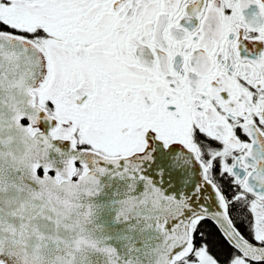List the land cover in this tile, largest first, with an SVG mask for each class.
Listing matches in <instances>:
<instances>
[{
  "label": "snow or ice",
  "instance_id": "obj_1",
  "mask_svg": "<svg viewBox=\"0 0 264 264\" xmlns=\"http://www.w3.org/2000/svg\"><path fill=\"white\" fill-rule=\"evenodd\" d=\"M0 264H264V0H0Z\"/></svg>",
  "mask_w": 264,
  "mask_h": 264
}]
</instances>
